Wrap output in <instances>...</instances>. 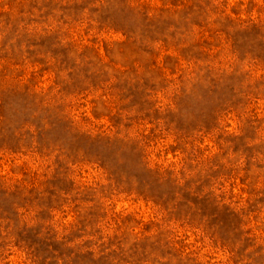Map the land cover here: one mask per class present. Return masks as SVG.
Returning a JSON list of instances; mask_svg holds the SVG:
<instances>
[{
    "label": "rangeland",
    "instance_id": "obj_1",
    "mask_svg": "<svg viewBox=\"0 0 264 264\" xmlns=\"http://www.w3.org/2000/svg\"><path fill=\"white\" fill-rule=\"evenodd\" d=\"M0 264H264V0H0Z\"/></svg>",
    "mask_w": 264,
    "mask_h": 264
}]
</instances>
